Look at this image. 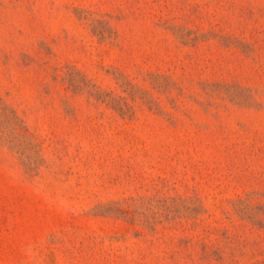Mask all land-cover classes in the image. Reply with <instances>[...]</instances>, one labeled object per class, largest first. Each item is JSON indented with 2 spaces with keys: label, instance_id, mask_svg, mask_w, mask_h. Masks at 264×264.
I'll return each instance as SVG.
<instances>
[{
  "label": "rangeland",
  "instance_id": "1",
  "mask_svg": "<svg viewBox=\"0 0 264 264\" xmlns=\"http://www.w3.org/2000/svg\"><path fill=\"white\" fill-rule=\"evenodd\" d=\"M0 264H264V0H0Z\"/></svg>",
  "mask_w": 264,
  "mask_h": 264
}]
</instances>
